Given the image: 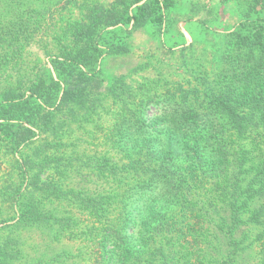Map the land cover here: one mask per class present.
Here are the masks:
<instances>
[{"label": "trees", "instance_id": "1", "mask_svg": "<svg viewBox=\"0 0 264 264\" xmlns=\"http://www.w3.org/2000/svg\"><path fill=\"white\" fill-rule=\"evenodd\" d=\"M28 1L37 4V22L51 18L55 26L34 35L6 30V22L28 17L11 9L12 0H0V216L15 219L8 232L0 228V264H31L21 232L37 225L80 242L75 264H203L219 255L208 263L237 264L250 228L264 254V0L232 31L238 70L207 95L169 91L149 119L152 99L117 102L121 114L107 128L117 157L92 180L101 184L96 194L62 182L79 160L63 135L85 120L83 111L103 105L99 93L117 97L124 84L104 87L102 56L127 49L126 38L143 25L161 37L175 0H111L60 19L47 18L40 0ZM30 39L46 54L32 70L27 58L39 57H28ZM45 168L54 171L42 176ZM51 195L63 203L56 211L44 201ZM201 221L216 222L217 230L209 228L218 243L194 261L180 251L179 232Z\"/></svg>", "mask_w": 264, "mask_h": 264}, {"label": "rangeland", "instance_id": "2", "mask_svg": "<svg viewBox=\"0 0 264 264\" xmlns=\"http://www.w3.org/2000/svg\"><path fill=\"white\" fill-rule=\"evenodd\" d=\"M109 1L111 0H40V4L46 7L44 10L48 9L45 11L47 18L56 16L60 19L62 16L80 15L85 5L91 9L100 2ZM262 1L175 0V6L168 15L167 31L161 37H156L148 25H143L133 29L132 34L126 38L127 49L103 55L100 66L104 87L119 79H122L124 84L117 90V97L107 91L99 93L103 105L98 108L90 107L85 113L83 111L85 120L75 123L73 130H68V133L63 135L64 141L68 143V153L78 151L79 160L74 161V168L66 175L63 172L62 182L66 181L68 188L72 187L80 193L96 194L100 191L101 184H98V180L96 183L92 180H96L103 168L117 157L116 150L108 146L107 130L112 117L121 114L117 102H123L124 98H127L129 103H139L141 98L152 99L149 103L150 111H145V118L149 119L159 111L158 107H161L155 101L164 98L162 96L169 91L183 87L185 90L195 89V94L205 96L215 85V81L223 78L227 72L238 70L234 59L237 45L233 44L232 31L240 20L255 16ZM12 2L11 9L17 8V12L23 13V17H28V22H6V30L16 29L18 32L34 35L39 31L54 29L55 24L51 18L39 22L34 19L40 16L33 10L37 4L28 0L23 3L18 0ZM27 41L28 57L30 54L39 57L31 59L34 61L27 58L30 62L29 69L32 70L38 61L40 63L45 60L46 54L40 45L41 42L32 43L31 46L29 42L33 41ZM234 47L235 50H232ZM202 98L197 106L203 104ZM62 170L65 169L58 166L57 171ZM51 171H54V168H45L42 176H48ZM53 198L52 195L45 198L48 207H62L63 203ZM13 217L12 213L0 216V228L3 231L8 232V227L15 222ZM203 218H206V215ZM215 223L212 221L206 224L201 221L195 224V227L185 228L184 233L179 232L180 251L185 252L191 260L203 259L200 251L205 250L211 243H218L214 239L213 230H217ZM257 231L255 228L249 229V246L247 251L239 256L237 264H264V254L256 240ZM5 237L6 235L0 234V245L6 240ZM21 237L31 264H36L35 258L41 256L45 259L43 262L53 260L57 264H75L73 254L80 247V242L69 241L63 236L61 240L56 239L49 229L39 225L26 227L22 230ZM168 254V258L174 256L172 251H168ZM208 257L210 261L203 260V264L213 263L220 255ZM199 261H196V264H199ZM157 262L162 264V259Z\"/></svg>", "mask_w": 264, "mask_h": 264}]
</instances>
